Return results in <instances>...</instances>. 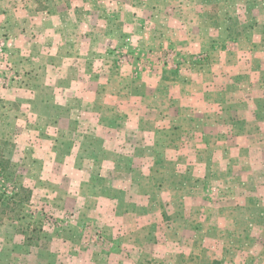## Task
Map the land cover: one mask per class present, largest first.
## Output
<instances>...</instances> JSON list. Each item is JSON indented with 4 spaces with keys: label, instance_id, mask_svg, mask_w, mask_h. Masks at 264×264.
I'll list each match as a JSON object with an SVG mask.
<instances>
[{
    "label": "rangeland",
    "instance_id": "rangeland-1",
    "mask_svg": "<svg viewBox=\"0 0 264 264\" xmlns=\"http://www.w3.org/2000/svg\"><path fill=\"white\" fill-rule=\"evenodd\" d=\"M14 1L0 264H264V0H84L55 54Z\"/></svg>",
    "mask_w": 264,
    "mask_h": 264
},
{
    "label": "crops",
    "instance_id": "crops-1",
    "mask_svg": "<svg viewBox=\"0 0 264 264\" xmlns=\"http://www.w3.org/2000/svg\"><path fill=\"white\" fill-rule=\"evenodd\" d=\"M41 2H42L41 0H24V3H22V0H20L18 3L14 1L13 3L15 5L14 11L19 10L18 14L16 13L14 17H16L19 23H25L29 21L31 24L43 25L44 32L46 30L48 33L46 35L47 39L48 38L54 39L52 50H49L51 54H55L58 51L59 47H61V45H58L56 52L54 51V48L56 46L55 45L56 39L59 40L65 38V40L70 41V44L71 43L75 44L76 40L77 41L80 40L81 43L82 42L88 43L91 40H94L96 42L97 40H103V38H106L104 37L102 31L99 29L95 30V28H91L90 29L91 31L88 32L80 31V24L82 20L80 19V16L79 17L77 16L76 10L75 12H73V10L70 8L75 6L79 8L82 7L84 0L83 1L74 0L73 2H71L70 0H46L47 7L43 9L40 7ZM9 3L10 0H0V5L3 6L4 8L10 7L8 5ZM33 18H35V22H33ZM5 19L11 20L12 18L6 17ZM67 26L68 27L72 26L78 29L77 30H69V28L64 29ZM73 31L74 33H72ZM153 34H155V36H152V39L155 42L161 43L165 40V38L162 40L158 39V37H160L159 32L158 33L153 32ZM112 36L110 35L108 39H112L110 38ZM113 38L118 39L117 35H115ZM113 42L115 41L113 40ZM63 45H64L63 49H65L67 45L65 44ZM67 48L71 49V46H68ZM91 49L92 48L89 47L86 49V51H90Z\"/></svg>",
    "mask_w": 264,
    "mask_h": 264
}]
</instances>
